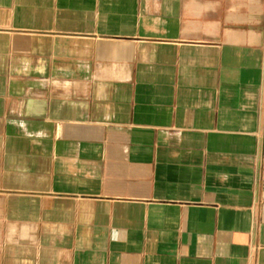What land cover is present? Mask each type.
I'll use <instances>...</instances> for the list:
<instances>
[{
    "label": "crops",
    "instance_id": "0c3cea01",
    "mask_svg": "<svg viewBox=\"0 0 264 264\" xmlns=\"http://www.w3.org/2000/svg\"><path fill=\"white\" fill-rule=\"evenodd\" d=\"M0 0V264H264V0Z\"/></svg>",
    "mask_w": 264,
    "mask_h": 264
},
{
    "label": "rangeland",
    "instance_id": "374dc122",
    "mask_svg": "<svg viewBox=\"0 0 264 264\" xmlns=\"http://www.w3.org/2000/svg\"><path fill=\"white\" fill-rule=\"evenodd\" d=\"M233 8L237 7L239 4V1L237 0H232Z\"/></svg>",
    "mask_w": 264,
    "mask_h": 264
}]
</instances>
